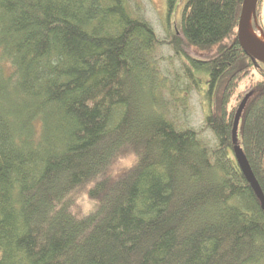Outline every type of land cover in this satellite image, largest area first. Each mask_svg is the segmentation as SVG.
<instances>
[{
  "label": "trees",
  "instance_id": "trees-1",
  "mask_svg": "<svg viewBox=\"0 0 264 264\" xmlns=\"http://www.w3.org/2000/svg\"><path fill=\"white\" fill-rule=\"evenodd\" d=\"M243 2L188 0L160 40L131 0H0V264H264L235 154L264 193V64L240 47ZM195 91L214 145L179 122Z\"/></svg>",
  "mask_w": 264,
  "mask_h": 264
},
{
  "label": "rangeland",
  "instance_id": "rangeland-1",
  "mask_svg": "<svg viewBox=\"0 0 264 264\" xmlns=\"http://www.w3.org/2000/svg\"><path fill=\"white\" fill-rule=\"evenodd\" d=\"M187 1L188 0H180V3L176 7L175 11H173V13L171 14H169V8H167V0H131V5L133 9L142 14L146 18V20L151 22L154 30H156L159 36V39L165 40L167 39L169 32L171 30H174L173 26L181 21V15L184 8L183 6ZM136 5H139L140 9L137 8ZM251 25L252 35L255 37H259L264 41V28L260 25L255 15ZM186 50H188L189 54L192 57L196 56V50ZM160 55L162 57L161 72L163 76L167 78L171 85L173 84V81L177 77H179L180 82L175 86L177 92L178 90H181V93H183L185 91L183 86V83H185V78H183L182 71L184 59L182 61L181 59L177 58L174 55L173 50L171 51V49L167 45H164L161 48ZM201 78L203 80L205 79L204 76H202ZM187 93L190 95V105L188 111L186 112V115L182 116L181 119H179L180 124L184 127L188 126L195 129L196 131H201V135L204 141L207 144L214 145L215 140L213 134H211L209 130L204 131V119L207 115V112L209 111L208 102L203 101L201 94L196 91L193 93ZM85 198L86 197H84L80 201V204H82L84 210H89L91 209L92 204H90Z\"/></svg>",
  "mask_w": 264,
  "mask_h": 264
},
{
  "label": "water",
  "instance_id": "water-1",
  "mask_svg": "<svg viewBox=\"0 0 264 264\" xmlns=\"http://www.w3.org/2000/svg\"><path fill=\"white\" fill-rule=\"evenodd\" d=\"M258 1L259 0H244L243 2V8L241 12V18L239 21V29H238V40L240 47L244 50V52L253 57L256 61H260L264 64V45L262 44H256L248 39L247 36H245V30L247 28V24L252 17V15H255V11L258 6ZM256 17V15H255ZM248 96L243 100L241 105L239 106L238 113L235 117V124H234V129H233V143H237V137H238V129H239V124H240V118L243 113V109L246 106L248 102ZM235 154L237 157V163L240 166L243 174L245 175L248 183L250 186H252V189L254 190L256 196H258L261 206L263 207L264 210V193L262 191L261 185H259L256 176L254 175L250 164L247 161V158L245 154H243L241 147L236 146L235 148Z\"/></svg>",
  "mask_w": 264,
  "mask_h": 264
},
{
  "label": "bare ground",
  "instance_id": "bare-ground-1",
  "mask_svg": "<svg viewBox=\"0 0 264 264\" xmlns=\"http://www.w3.org/2000/svg\"><path fill=\"white\" fill-rule=\"evenodd\" d=\"M253 18H254V15H252V17L250 18L248 24L246 25L247 28L245 30V36H247L250 41H252V42H254L256 44L258 43V44L264 45V41L261 38L255 37V36L252 35V31H251L252 25H251V23L253 21Z\"/></svg>",
  "mask_w": 264,
  "mask_h": 264
}]
</instances>
